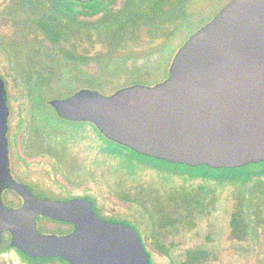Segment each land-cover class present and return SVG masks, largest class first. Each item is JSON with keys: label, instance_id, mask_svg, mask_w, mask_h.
I'll return each mask as SVG.
<instances>
[{"label": "flooded vegetation", "instance_id": "af4514ba", "mask_svg": "<svg viewBox=\"0 0 264 264\" xmlns=\"http://www.w3.org/2000/svg\"><path fill=\"white\" fill-rule=\"evenodd\" d=\"M230 1L0 0L7 172L0 181V203L8 209L23 207L31 197L70 203L68 219L42 212L34 216L38 233L56 236L73 233L76 222L87 221L90 208L107 226L136 230L148 264H156L154 249L166 264H240L247 255L260 262L258 252L233 248L232 229L216 238L209 223L222 206L225 225H231L234 197L247 196L250 181L233 184L227 172H192L207 165L142 154L106 136L93 121L62 116L52 104L80 90L109 95L121 87L105 93L102 81L124 71L132 81L145 79L128 64L147 58L133 50L140 45L137 29L151 42L160 40L151 55L174 45L178 33H188L167 61L171 65L178 48ZM17 32L23 47H32L38 56L30 61L12 57L7 41ZM113 60L121 70L114 62L110 76L104 69L91 71L103 64L106 69ZM168 74L169 67L165 78ZM217 182L224 185L218 188ZM10 237L5 231L2 243Z\"/></svg>", "mask_w": 264, "mask_h": 264}, {"label": "water", "instance_id": "95a60500", "mask_svg": "<svg viewBox=\"0 0 264 264\" xmlns=\"http://www.w3.org/2000/svg\"><path fill=\"white\" fill-rule=\"evenodd\" d=\"M4 93L0 79V181L7 177ZM52 104L62 116L93 121L109 138L170 162L211 168L264 162V0H231L178 48L158 83L109 95L80 90ZM69 206L34 197L19 209L0 203V244L8 231L10 246L32 258L149 263L136 230L107 226L90 208L69 235L38 233L37 213L68 219Z\"/></svg>", "mask_w": 264, "mask_h": 264}, {"label": "rangeland", "instance_id": "374dc122", "mask_svg": "<svg viewBox=\"0 0 264 264\" xmlns=\"http://www.w3.org/2000/svg\"><path fill=\"white\" fill-rule=\"evenodd\" d=\"M187 35H188V33H184V32L178 33L177 39H176L174 45L168 44L163 49L158 50V52L156 51L157 52L156 55H154L153 53L151 55L148 53H150L151 51L152 52L154 51V49H151V48H153L155 45H158V46L161 45L160 40L155 41V39H154V42L153 41L151 42L150 36L147 33L146 34L142 33V39L140 40V45L137 44L135 47L134 46H132V47H133V50L137 52L136 53L137 56L145 55V57H147V58L145 60H141V57H138L137 59H135L134 62L129 61L128 64H129L130 68H132L131 70H134L135 73L141 74V76L145 79L132 81L130 79H127L130 77V75L125 74L126 72L124 71L123 74L120 73L119 75L109 77L108 80L102 81L103 90L105 91V93H110V91H113L115 88H118V87L127 86V85H129L130 82L131 83H139V84H143V85H153V83L155 84V83H158V82L164 80V78L167 75L168 67H170L169 66L170 64L167 63V61H170V58H172V55L176 51L181 40L184 39ZM7 45H9L10 53L13 54L12 57L15 59H17L21 56H25V58L28 61H30L31 59H33V57H35V55L38 56V53L35 52V50L32 47H30V46H25V48L23 47L24 41L21 40L19 32L16 33V36L9 37V40L7 41ZM114 62H118V61L113 60L111 63L108 64L106 69L104 67V64L99 65L98 67L91 66L92 67L91 71H94V72L96 71V73H100L104 69L105 71H107V73H105V76L107 74H108V76H110V74L108 72H110L111 69L113 67H115V65H117V63L114 64ZM120 65L121 64L119 63V68L121 70ZM5 67H6V65L3 66L0 63V68L5 70ZM162 71H163V75L161 74ZM66 78L67 77H65V79ZM69 86L73 87L74 85H69ZM196 170L197 169H194V171H192V172L196 173ZM237 173L241 174L244 172L240 171ZM221 179L224 180V178H221ZM222 185H224V184L218 183L217 187L219 188ZM219 190H221V188ZM256 209H257V207H256ZM222 210H223L222 206L218 207V209H216V211L214 212L215 216L213 217V219L211 221L212 223L209 222L210 224H213V225H211V228H212L211 231H212V234L215 235L216 238H221L226 233V231H228L232 228L231 225H228L226 227L225 220H224V214L222 213ZM245 216L248 218L247 220H249V224H248V228H249L251 226H255V224H256V222H258V220H262L264 215L262 212L259 213V212L255 211V212H252L250 215L245 214ZM201 224H204V223L201 222ZM204 230H205V228L202 229V231H204ZM216 230H218V234L216 233ZM8 243H9V239H6L2 245H6ZM222 244L226 245V242L223 241ZM227 245H226V247H227ZM153 251L155 252L156 264H166L167 259L164 256H162L161 254H158L155 251V249ZM258 253L261 254V252H258ZM0 264H26V263L22 260L21 256L18 254V252L14 248H10V249L0 253ZM54 264H63V263L60 261H56Z\"/></svg>", "mask_w": 264, "mask_h": 264}, {"label": "trees", "instance_id": "16d2710c", "mask_svg": "<svg viewBox=\"0 0 264 264\" xmlns=\"http://www.w3.org/2000/svg\"><path fill=\"white\" fill-rule=\"evenodd\" d=\"M140 28V27H139ZM141 29H137L136 40L140 43ZM123 29H120L119 40H122ZM154 84V83H153ZM202 173H214V172H227L232 178V183H238L240 185L245 184L247 181L252 183V189L250 188L247 196L245 192L235 195V204L233 206L231 214V226L233 239L237 241V245L233 248L238 250H253L257 255H262L261 261H257V257L247 255L240 264H264V216L262 220H258L255 226L248 228L249 220L245 214L250 215L252 212H262L264 215V162L250 163L240 168H228V169H212L207 166H197ZM243 171L244 173H237ZM257 207V209H256ZM0 244V253L14 248L10 244ZM21 256L22 260L26 264H54L56 261H60L66 264L65 261L59 257L54 258H32L26 256L24 253L14 248Z\"/></svg>", "mask_w": 264, "mask_h": 264}]
</instances>
